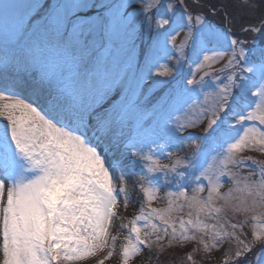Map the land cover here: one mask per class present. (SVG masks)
<instances>
[{
    "label": "snow or ice",
    "instance_id": "snow-or-ice-1",
    "mask_svg": "<svg viewBox=\"0 0 264 264\" xmlns=\"http://www.w3.org/2000/svg\"><path fill=\"white\" fill-rule=\"evenodd\" d=\"M135 3L0 0V264H77L101 253L97 264H104L113 256L111 228L120 197L125 208L130 197L122 160L110 156L124 143L125 127L134 126L137 135L142 127V105L127 96L129 76L144 103L159 106L166 147L179 150L185 140L199 139L215 154L201 163V145L192 157L173 158L127 140L125 149H137L132 155L143 164L140 187L148 207L129 222L120 264L165 238L169 245L195 240L190 232L202 234L205 249L204 236L213 247L234 242V264H252V244L242 237L249 214L264 220V160L242 153L264 154V14L237 33L226 12L220 26L207 19L220 14L215 5L205 11L197 0H139V9ZM242 4L257 8L249 0ZM145 20L150 26L154 20L156 30L141 60L134 36ZM177 29H186L178 45ZM158 43L175 45L174 69L158 63ZM219 60L226 62L214 68ZM189 61L186 84L192 87H184ZM154 76H171L176 86L153 98L155 89L172 83ZM145 81L151 87L145 89ZM68 108L76 109L75 122L67 119ZM202 121L205 135H179ZM157 199L166 206L151 207ZM185 209L188 219L180 218L178 232L173 214ZM252 235L260 242L257 264H264V232Z\"/></svg>",
    "mask_w": 264,
    "mask_h": 264
},
{
    "label": "rangeland",
    "instance_id": "rangeland-1",
    "mask_svg": "<svg viewBox=\"0 0 264 264\" xmlns=\"http://www.w3.org/2000/svg\"><path fill=\"white\" fill-rule=\"evenodd\" d=\"M189 1V0H187ZM38 3L40 4H50L53 2V0H37ZM107 3H111V4H120V3H125L126 0H106ZM193 2V0H192ZM197 2L200 4V6H205L207 9L209 7H211L212 5H215L217 9H221L223 12V15H225V12L227 13L228 17L230 20L233 21V29L235 27V30H237V32L239 33V29H240V24L237 21L234 20V11L231 12L232 10H228L226 7V1H221V2H216L215 0H197ZM141 7L139 0H136L135 3V8L139 9ZM130 9V11H133L132 8H128ZM128 9H125L128 10ZM225 9H227V11H224ZM211 15V14H210ZM235 18L238 19V21L242 22V20H239V17H237V15H235ZM208 20L210 22L213 23V21H211V19L208 18ZM222 22L224 23V20H222ZM244 23H247L246 21H244ZM243 25H247V24H243ZM150 26V25H149ZM220 26V25H218ZM148 32H146V35L143 37V39L145 40V45H143V50H141V52H139L138 50V45H136V53L139 56V58L141 60H143V51L147 50V48L149 46H151L153 44V40H152V33L156 30V26H155V22H153V25L151 24V26L148 28ZM165 30V29H164ZM163 30V31H164ZM161 31V30H159ZM161 31V32H163ZM186 31V29L180 30L177 29V32H179V35H177L175 32L172 33V35L176 36V44L178 45L180 43V41L184 38V32ZM163 39V38H162ZM138 39H137V44H138ZM136 43V41H135ZM175 45H173L172 43H166V44H157V52L156 55L158 57H160V59L158 60L159 64H164L166 65L169 69H174L176 66V60H175V56H176V47H174ZM169 47H173L175 49L169 48ZM166 48L168 50V54L169 56H171L172 58H167L165 56V52L163 51V49ZM185 50L188 52L187 54H185V58L190 57L192 55V50L191 48H185ZM162 52V53H161ZM185 52V51H184ZM8 54L9 55H13L14 52L11 49V47H9L8 49ZM4 55V46L2 44H0V57H2ZM201 59H202V55H201ZM191 63V61H189ZM226 62V60H219L217 61L213 67L214 68H219L221 65H223ZM187 67H189V64L186 63L183 65V73H184V82H183V86L184 87H192L186 84V79L191 78L188 75V69ZM192 67V71H197L195 64L191 65ZM156 68H152V72L155 73L156 72ZM207 70V69H206ZM132 71H136L135 68L132 69ZM197 76L196 79H199V76L202 74L200 72L197 71ZM139 76V72L137 73V77ZM169 76H164V77H156L154 76L153 79H159V80H164L166 78H168ZM171 77V76H170ZM126 86L129 88V90L127 91V95L130 99L132 100H136L137 98H141V96H139V90L136 88V83L135 81H132L130 79L126 80ZM151 87V81H145L144 84V88H148ZM137 92V96L134 97L133 93L129 94L132 91ZM133 91V92H134ZM205 91H210V89H205ZM153 96V95H152ZM21 98H23V95L21 96ZM155 98V97H153ZM200 99H203V96H200ZM67 115V119L72 120L73 122H75V118H76V109L73 108H68V111L66 113ZM138 118L140 121L141 125H144L146 123L152 124L154 126L149 127V129H147L148 127H146L144 132H141L142 130H139V135H137V132L134 131V126H129V127H125L124 128V134H125V140L124 143H121L118 149H113L115 155L114 156H110L111 159H115V160H122V165L121 167H123L125 173H126V177H125V183H126V188L127 191L129 193V203L128 206L125 208L124 203H123V197H120V202H119V209H118V216L117 218L114 220L113 226L111 228V235L116 236V242H115V251L113 252V256L111 258H109L108 260L104 261V264H120V256H119V252H120V248L122 246V244H124L125 241V236L128 234L129 228H130V221L134 218L135 215L139 214V209L140 207L143 205L145 208L148 207V205H144L143 204V194H142V189L140 187L141 184V171L143 168V164L142 162L139 161L138 156H133L132 153L136 152L137 149L135 148H127L125 149V144L127 143V140L129 138H134L137 146L139 147L140 144L145 145L143 148L144 152H147L149 148H152L153 150L156 151V154L159 155V149H163L164 152V157H166L168 155L169 152H171L173 154V158H175V156H180L183 158H189L192 157V154L194 152H201V149L197 147V145H200L201 142L199 139H195V140H185L182 144V146L180 147V149H176V148H169L166 147V138L164 136V133L162 131V120L159 121H155V119L152 117V112L149 113H138ZM206 121H202L201 124L195 128V129H188L189 131H185V133H179V135L181 136H187L189 132L196 134L198 128L202 127L205 124ZM205 135V133H204ZM200 136L197 133V137ZM155 140V143H152V141ZM122 153L124 154L122 156ZM205 153H208L207 155H205ZM215 153H210L209 152V146H206L203 149V152H201L202 158L200 157L201 163H203L205 160L210 161L211 160V156L214 155ZM243 156H250L254 159H258V160H264V154L259 153V152H255V151H246L244 153H242ZM164 157H161V163L163 164H167L170 163V161L168 159H165ZM133 162H135L133 164ZM204 166L207 167V163H204ZM119 172L120 169L117 168L115 170V175L117 177H119ZM145 175L150 179L151 176L153 174H147L145 173ZM223 179H227L226 177ZM161 184H163V180L160 181ZM205 183H207L205 181ZM144 184H147V180L144 181ZM119 186V183H118ZM225 188H227V184L225 185ZM168 190L167 188H163L161 190V192L158 194L159 196H163V192ZM223 190V189H222ZM190 191V189H189ZM151 207H164L166 206V201L162 200V199H157L155 201L152 202V204L150 205ZM187 212L188 210L185 209L184 212L182 213H176L173 214V223H175L177 231H180V218L183 217L184 219H188L187 216ZM250 215L249 214V218L247 220V223L245 224V227L243 229L244 233H245V238L246 242L250 241L251 236L253 237L252 233L256 232V233H260V232H264V220H256V221H252L250 219ZM201 219H204L203 217H201ZM235 219H243V217H237ZM206 223H214V221H210V220H206ZM128 225V227L125 228H121L120 225ZM239 231V229L237 230ZM143 234V233H141ZM195 234L196 235V239L195 240H180L179 238H177L176 240H173L171 245H169L167 238H165V240H163L162 242L158 243V244H153L151 248H147L144 247L142 248V251L136 256L133 257L132 259L129 260V264H160L161 262L163 264H171L172 262H174L173 260H175V262L177 261H185L187 264V258H189V256L191 258H193V255L195 256V254H198L199 257L197 259H199L201 261V264H227L231 261H233V257H232V253L235 252L237 245L234 242H230L227 239L224 240L223 243H218V245L216 247H213V241L211 239H209L208 236H204L203 239L204 241L209 245V247L207 249H205L204 243H201V236L202 234L199 232L196 233H189V235ZM254 238V237H253ZM152 239L154 240L155 237L153 236ZM168 251V252H167ZM260 249L257 251L256 253V257L257 254L259 253ZM164 253L169 254L168 255H164ZM176 255L174 256L175 258L173 259L172 255ZM103 253H101L100 255L96 256V257H92V258H88L85 261H80L77 262V264H97V261L102 258ZM197 257V256H195ZM161 261V262H160ZM161 263V264H162ZM252 264H257V258L256 260H254V262Z\"/></svg>",
    "mask_w": 264,
    "mask_h": 264
},
{
    "label": "trees",
    "instance_id": "trees-1",
    "mask_svg": "<svg viewBox=\"0 0 264 264\" xmlns=\"http://www.w3.org/2000/svg\"><path fill=\"white\" fill-rule=\"evenodd\" d=\"M216 2H221V1H226V7L228 10H232L231 12L234 11V20L237 21L238 23H241L240 25L242 24H248L254 20H256L261 14H264V0H249V3H255L257 5V8L255 10H250L249 8L243 6L242 4V0H215ZM189 4H193L191 0L187 1ZM201 7L207 11V8L205 6H202ZM227 9H225L224 11H227ZM150 15V14H149ZM235 15H237V17H239V20H242V22L238 21L237 18H235ZM223 12L222 10L220 11V14L219 15H216V16H212L210 15V13L208 14L207 18L209 19H213V22L214 23H217V24H223L222 20H223ZM244 21H246L247 23H244ZM147 21H145L143 24H140V27H139V30H137L135 36H134V39L136 41V44H137V39H138V45H140V47H143V45L145 44V40L143 39V35L147 29ZM234 31L237 32V30H235V27H234ZM238 33V32H237ZM250 163V162H249ZM246 171V170H245ZM251 244H252V252L249 253L248 255V259L253 261L255 256H256V253L257 251L259 250V241L255 240L252 236L250 238V241H249ZM168 252V251H167ZM167 253H164V255H166ZM168 257H169V254H167ZM173 256V259L175 258L174 256H176L175 254L172 255ZM197 256V257H195ZM195 256L193 255V258L189 259L186 257L187 259V262L188 264H201V261L199 259H197L199 257L198 254H195ZM177 257V256H176ZM174 262H172L171 264H187L185 261L181 262V261H176L173 260ZM163 264V263H162ZM227 264H234V261H231Z\"/></svg>",
    "mask_w": 264,
    "mask_h": 264
}]
</instances>
